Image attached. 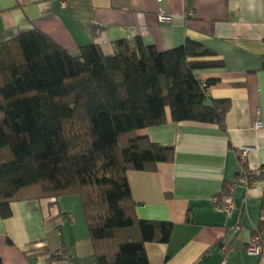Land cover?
<instances>
[{
  "label": "crops",
  "instance_id": "obj_1",
  "mask_svg": "<svg viewBox=\"0 0 264 264\" xmlns=\"http://www.w3.org/2000/svg\"><path fill=\"white\" fill-rule=\"evenodd\" d=\"M162 10L169 21L159 19ZM34 27L75 54L90 43L111 52L116 40L137 37L159 51L190 38L217 54L222 67L197 73L215 80L210 99L230 101L226 129L174 122L167 109L166 123L141 130L152 142L174 145L175 155L156 171L128 173L135 213L173 223L168 242L146 244L150 264H264V242L261 256L248 252L252 231L262 223L264 178L247 184L241 176L264 169V0H0V42ZM244 146L253 148L245 161ZM226 184L235 185L231 213L213 200ZM11 210L7 218L0 214L3 263L95 264L78 195L61 196L55 205L47 199L15 201ZM35 243L59 258L43 252L28 258L24 250Z\"/></svg>",
  "mask_w": 264,
  "mask_h": 264
},
{
  "label": "trees",
  "instance_id": "obj_2",
  "mask_svg": "<svg viewBox=\"0 0 264 264\" xmlns=\"http://www.w3.org/2000/svg\"><path fill=\"white\" fill-rule=\"evenodd\" d=\"M216 57L190 38L164 51L137 37L116 40L111 52L90 43L75 54L36 27L0 42L1 216L15 201L55 205L76 194L95 264H150L146 244L168 242L173 223L138 218L128 173L156 171L175 147L139 132L166 123L167 109L174 122L226 129L230 101L210 99L215 80L203 87L197 73L222 67ZM263 231L264 220L251 237ZM42 252L59 258L36 243L24 250L30 259Z\"/></svg>",
  "mask_w": 264,
  "mask_h": 264
},
{
  "label": "built area",
  "instance_id": "obj_3",
  "mask_svg": "<svg viewBox=\"0 0 264 264\" xmlns=\"http://www.w3.org/2000/svg\"><path fill=\"white\" fill-rule=\"evenodd\" d=\"M159 19L161 21H169L171 19L170 15L166 14L163 10L160 12L159 14ZM201 78V77H200ZM201 82L203 87L207 86V82L205 79L201 78ZM209 92V89L207 90V94ZM263 126L261 121H257L255 123V127L256 128H261ZM253 148L250 146H244L241 148L240 150V155L242 160H246L247 158V154L249 151H251ZM261 175H264V169L260 168V169H256L253 170L252 172H246L244 173L242 182L249 184V180H248V176H256L259 177ZM235 185L230 186L229 191L231 192L234 189ZM215 202L218 203V205L220 206V208L228 213H231L235 208V203H234V199L232 197L231 194L229 195H223V196H217L213 199ZM246 209L245 205H242L239 207L240 212H244ZM262 220H264V214H262ZM241 226L240 224H237L235 226V230L236 232H238L240 230ZM263 242H264V231L260 234H256L255 236L251 237L249 244H248V252L250 254H254V255H258L261 256L263 253ZM230 247L228 246L227 242L225 240H223V246H222V250L223 251H227Z\"/></svg>",
  "mask_w": 264,
  "mask_h": 264
}]
</instances>
